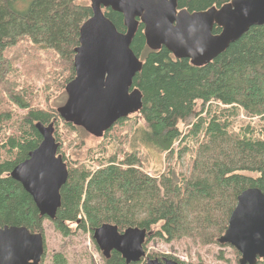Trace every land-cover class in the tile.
Masks as SVG:
<instances>
[{"label": "trees", "instance_id": "trees-1", "mask_svg": "<svg viewBox=\"0 0 264 264\" xmlns=\"http://www.w3.org/2000/svg\"><path fill=\"white\" fill-rule=\"evenodd\" d=\"M78 1L0 0V134L4 138L0 142V227H24L31 234L40 233L44 241L40 264H67L61 253H55L45 262V222L63 237L74 234L72 224L89 231L91 236L103 224L116 226L119 233L130 227L139 228L148 234L143 250L151 238L166 243L185 238L198 240L202 245L216 243L227 228L237 197L251 188L264 194V117L257 104L244 110L240 101L222 97L220 92L225 89L246 91L248 83L235 70L226 71L219 64L234 46L250 42L264 49V25L252 27L211 63L194 67L186 59L176 60L165 48L149 50L144 27L139 23L130 48L142 62V68L134 76L131 88L141 93L142 108L135 115L117 121L103 134L105 144L90 162H96L105 170L93 175L89 181H86L92 175L89 165L75 168L67 163L65 156H61L67 166L68 179L60 190L61 207L55 219L49 220L40 217L31 196L9 174L41 142L35 127L37 123L44 126L52 123L54 132L59 125L69 132L82 133L84 130L64 122L56 110L47 111L32 105L25 77L14 70L5 54L9 51L28 53V45L56 52L65 61V71L55 81L65 90L75 77L73 59L74 50L79 45L80 27L92 15L90 6L78 4ZM230 1L177 0V5L179 10L193 13L220 8ZM102 12L118 32H125L121 14L111 9ZM219 33L220 28L214 27L213 34ZM166 57L169 61L165 67L162 64ZM165 70L170 74L161 75ZM15 109L25 114L12 124L14 133L6 136ZM239 115L246 119L238 120ZM254 116L258 123L253 120ZM181 125L185 126V131L180 129ZM124 129L128 133L129 129L133 130L130 149L151 146L165 156V168L158 179L167 194L169 208L159 218L150 214L149 209L158 205L160 195L140 182L112 222H97L98 218L94 216L96 219L85 225L81 213L91 211L100 198L99 188L105 182L112 185L111 189L114 186L122 188L117 179L122 173L120 165L137 163V155L118 150L121 146L116 143L117 132ZM120 176L128 178L129 174ZM95 177L101 178L97 181ZM85 181L87 189L84 192ZM156 226L158 229L152 230ZM236 254L240 256L237 251ZM146 258L169 259L182 264L168 256ZM143 261L141 259L137 264ZM104 264L126 263L120 254L112 252L108 259H104ZM256 264H264V259H257Z\"/></svg>", "mask_w": 264, "mask_h": 264}, {"label": "water", "instance_id": "water-1", "mask_svg": "<svg viewBox=\"0 0 264 264\" xmlns=\"http://www.w3.org/2000/svg\"><path fill=\"white\" fill-rule=\"evenodd\" d=\"M92 15L79 30L74 50L75 77L65 86L66 100L57 114L66 123L101 138L117 121L138 113L142 95L132 81L142 62L130 46L139 23L144 27L146 46L151 51L165 48L176 60L186 59L203 67L223 54L252 27L264 25V0H231L220 8L189 13L178 9L177 0H89ZM123 17L120 33L102 10ZM220 28L213 34V28ZM39 145L17 164L9 176L28 193L40 217L53 220L61 207L60 190L68 179L67 166L54 138V126L37 123ZM146 231L128 228L122 233L103 224L92 239L104 259L112 252L126 264H177L173 260L146 258ZM240 255L238 264H256L264 259V194L251 188L237 197L227 228L217 240ZM44 241L40 233L24 227L0 228V264H40Z\"/></svg>", "mask_w": 264, "mask_h": 264}, {"label": "rangeland", "instance_id": "rangeland-1", "mask_svg": "<svg viewBox=\"0 0 264 264\" xmlns=\"http://www.w3.org/2000/svg\"><path fill=\"white\" fill-rule=\"evenodd\" d=\"M78 4L90 6V1L80 0ZM28 47V53H10L9 51L5 55L10 59L14 70L25 77L24 83L28 85L31 91L32 105L47 111H55L66 100L64 88L61 89L62 85H58L55 81L59 74L63 75L65 61L54 51H43L36 46L31 48L30 45ZM232 48L230 54L219 64L226 71L235 70L240 78L248 83V89L243 92L238 91L236 88L225 89L220 93L226 100L240 101L241 109L244 110L253 104L259 105L260 114L264 117V49L256 47L250 42ZM167 61L169 59L166 57L162 65L166 67L168 65ZM161 73V75L170 74V71L165 70ZM23 113L22 110L17 109H15V113L12 112V119L6 128V136H11L14 133L15 130L12 124L17 122ZM134 118L136 117L134 116ZM253 118L254 121L257 120L256 116ZM245 119L242 115L238 117V120ZM129 124L131 126L129 127L132 128L133 125ZM57 127L54 132V138L59 143L57 153L65 156L67 163L75 166V168H79L82 164L89 165L92 175L86 181H89L93 175L105 170L96 162H90L92 157L99 155L100 148L105 144L104 138L93 137L85 131L82 133L69 132L61 125ZM180 129L185 131V126L181 125ZM132 131V129H129V133L125 129L118 131L116 143L121 146V149L118 150L137 155V163L133 161L131 162L133 165H120L122 168L119 171L122 173L119 174L117 179L121 181L122 188L114 186L111 189L112 185L107 182L99 188L100 198L93 204L91 211L81 213L80 218L84 220L85 225L91 224V221L96 218H98L97 222L100 220L112 222L115 214L124 209L128 196L140 186V182H144L146 187L152 189V191L155 190L160 195L158 205L150 208L149 213L155 214L159 218L168 210L169 205H166L167 194L159 185L158 179L159 174L165 168V156L151 146H138L135 150L130 149ZM2 140L4 138L0 134V142ZM122 174H129V177L124 178V176H120ZM149 177L152 179H148ZM99 178L101 177H95V180L98 181ZM114 178L116 179V177ZM86 181L84 192L87 189ZM70 227H72L74 234L70 237H63L49 222L44 223L45 262L49 261L55 253H61L66 258L67 264H104V257L92 239L91 233L76 228L75 224L70 225ZM158 227L156 226L152 230H157ZM199 242L198 240L185 238L179 242L166 243L163 240L151 238L144 250L146 256H168L182 264H238L240 256H237L233 247L220 245L218 242L208 245H202ZM143 259L144 261L141 264L145 262V258Z\"/></svg>", "mask_w": 264, "mask_h": 264}, {"label": "bare ground", "instance_id": "bare-ground-1", "mask_svg": "<svg viewBox=\"0 0 264 264\" xmlns=\"http://www.w3.org/2000/svg\"><path fill=\"white\" fill-rule=\"evenodd\" d=\"M237 203V202H236ZM146 236H148V234L146 233ZM146 238V237H145ZM144 242H145V240H144Z\"/></svg>", "mask_w": 264, "mask_h": 264}, {"label": "flooded vegetation", "instance_id": "flooded-vegetation-1", "mask_svg": "<svg viewBox=\"0 0 264 264\" xmlns=\"http://www.w3.org/2000/svg\"><path fill=\"white\" fill-rule=\"evenodd\" d=\"M4 227V226H3ZM1 228V227H0ZM162 261V260H161Z\"/></svg>", "mask_w": 264, "mask_h": 264}]
</instances>
